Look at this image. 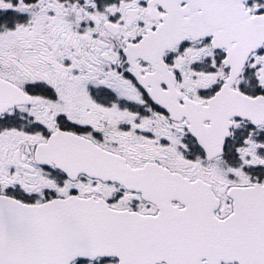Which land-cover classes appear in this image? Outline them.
<instances>
[{"label":"snow or ice","instance_id":"obj_1","mask_svg":"<svg viewBox=\"0 0 264 264\" xmlns=\"http://www.w3.org/2000/svg\"><path fill=\"white\" fill-rule=\"evenodd\" d=\"M0 264H264V0H0Z\"/></svg>","mask_w":264,"mask_h":264}]
</instances>
